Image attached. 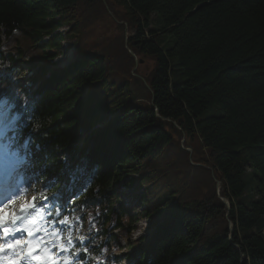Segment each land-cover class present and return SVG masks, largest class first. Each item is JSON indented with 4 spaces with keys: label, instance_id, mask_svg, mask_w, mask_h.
<instances>
[{
    "label": "trees",
    "instance_id": "trees-1",
    "mask_svg": "<svg viewBox=\"0 0 264 264\" xmlns=\"http://www.w3.org/2000/svg\"><path fill=\"white\" fill-rule=\"evenodd\" d=\"M64 39L78 56L59 68ZM1 99L41 183L89 171L46 218L86 239L80 264H264V0H0ZM122 182L143 192L148 244Z\"/></svg>",
    "mask_w": 264,
    "mask_h": 264
},
{
    "label": "rangeland",
    "instance_id": "rangeland-1",
    "mask_svg": "<svg viewBox=\"0 0 264 264\" xmlns=\"http://www.w3.org/2000/svg\"><path fill=\"white\" fill-rule=\"evenodd\" d=\"M91 28V27H89ZM88 28V30H89ZM113 32L112 26L108 23H104L99 27V32H94L89 37L94 41H101L103 40V37H111ZM164 38L163 35H160L158 40L162 41ZM174 43V40L171 41L169 44L172 45ZM77 47L75 40H68L64 39L62 41L61 46V53L58 55L56 59L52 63L54 65L58 66L59 68L64 67L65 65L69 64L76 58L78 55H75V48ZM28 68V65L25 66L23 69V75L24 77H27V74H30V72H27L25 69ZM26 71V72H25ZM9 104L6 103V100H0V159H6V161H9L10 156L1 151L6 148H8V142L11 140V134L9 126L12 124L15 119H19V116L17 115H10L9 112ZM211 115H220V111L216 109L209 108L206 111L203 112V114L200 116V119L206 118ZM24 147V144L21 148ZM13 150L18 153L20 151V148H17L16 146H12ZM189 149V148H187ZM28 165L24 166L23 171L28 172ZM28 174V173H27ZM30 175V173H29ZM29 183L31 184V187L29 189H26L25 192L19 193L20 196L17 202L12 205V208H6L3 209V213L10 214L12 216H16L17 210L19 207H22L21 213L18 215L19 218H21V221L18 225V229L21 231V242H25L32 238L34 240V243L39 245L41 250L40 252L35 255L36 257H39V259H33L32 261L27 260L25 258V253L23 246L19 245V248H17V254L14 258V262L16 264H20L19 261H25L27 264H35V262L40 264H73V256L68 251L73 246L79 244L80 237L79 235H73L70 239L66 237V234H68V230H64L66 228H70V223H67L66 226H64V223L62 222L59 226L53 225H47L45 220V212L50 209V207L53 204V199L51 197H55V195H52L51 197H46L44 199V195L47 193V190L45 188H42L37 181L34 182V178L29 177ZM68 182H63V184L60 186L57 193H62V198L66 197V194L68 192V185L66 186ZM124 183H120V185H116L115 187L118 188V194L119 197L122 194L128 195V197H125V201L123 202L124 207L127 210H131L134 216H138L137 223H135L134 231L131 233L130 241H139L141 245H145L149 243V240L152 236V226H151V220L150 219H141V212L145 208L144 203L140 202V196L143 194L142 190L138 187L128 188L124 189ZM40 197H43L42 199ZM40 199V200H39ZM54 205V204H53ZM8 224V222H5ZM86 229V225H85ZM31 233V234H30ZM86 234V230L83 231V235ZM119 242V250L117 253L114 254V256L118 258H122L125 255H129L132 252V249L129 250L128 243L123 240L118 233L116 234ZM16 240V241H17ZM122 264H126L123 262Z\"/></svg>",
    "mask_w": 264,
    "mask_h": 264
},
{
    "label": "snow or ice",
    "instance_id": "snow-or-ice-1",
    "mask_svg": "<svg viewBox=\"0 0 264 264\" xmlns=\"http://www.w3.org/2000/svg\"><path fill=\"white\" fill-rule=\"evenodd\" d=\"M8 215H10V214H7V213H3V210L2 209H0V225H3V223L5 222V220H6V218H7V216ZM3 232H4V234L5 235H7L8 234V232H9V229L8 228H3ZM31 234V233H30ZM20 243H21V241H19V240H17L16 242H15V244H11V245H7V246H5V245H3V244H0V252H2L4 249H5V247H17V246H19L20 245ZM32 251H34V249H30V251H29V255H32ZM34 259H39V257H33ZM11 264H16V262H11Z\"/></svg>",
    "mask_w": 264,
    "mask_h": 264
},
{
    "label": "water",
    "instance_id": "water-1",
    "mask_svg": "<svg viewBox=\"0 0 264 264\" xmlns=\"http://www.w3.org/2000/svg\"><path fill=\"white\" fill-rule=\"evenodd\" d=\"M131 53V52H130ZM132 55H133V57H134V59H135V63H136V66H137V64H138V61H137V59H136V57L134 56V54L133 53H131ZM217 192H219V183H217ZM220 198V197H219ZM221 199V201L223 202V204H224V206H226V208H227V214H228V212H229V210H230V205H229V202L226 200V199H224V198H220ZM226 214V215H227ZM230 230H232V225H231V223H230ZM231 237H232V232H230V234H229V239H231ZM237 248V247H236Z\"/></svg>",
    "mask_w": 264,
    "mask_h": 264
},
{
    "label": "bare ground",
    "instance_id": "bare-ground-1",
    "mask_svg": "<svg viewBox=\"0 0 264 264\" xmlns=\"http://www.w3.org/2000/svg\"><path fill=\"white\" fill-rule=\"evenodd\" d=\"M8 165H12V162H9V164H8ZM8 165H7V166H8ZM7 166H4V167H5V169H6V167H7ZM34 260H35V259H34ZM12 262H14V259L12 260ZM35 263H37V262H35Z\"/></svg>",
    "mask_w": 264,
    "mask_h": 264
}]
</instances>
